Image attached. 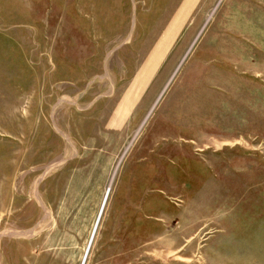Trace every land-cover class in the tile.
Returning <instances> with one entry per match:
<instances>
[{"label":"rangeland","instance_id":"1","mask_svg":"<svg viewBox=\"0 0 264 264\" xmlns=\"http://www.w3.org/2000/svg\"><path fill=\"white\" fill-rule=\"evenodd\" d=\"M0 264H264V0H0Z\"/></svg>","mask_w":264,"mask_h":264}]
</instances>
